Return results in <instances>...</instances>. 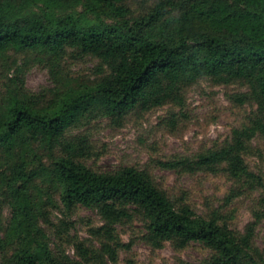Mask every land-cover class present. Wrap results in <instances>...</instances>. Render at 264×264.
Wrapping results in <instances>:
<instances>
[{"label": "trees", "instance_id": "16d2710c", "mask_svg": "<svg viewBox=\"0 0 264 264\" xmlns=\"http://www.w3.org/2000/svg\"><path fill=\"white\" fill-rule=\"evenodd\" d=\"M84 58L94 62L89 73L72 72ZM31 64L49 77L37 90L25 83ZM0 76V191L9 207L0 264H110L125 246L116 225L136 218L152 248L196 242L208 251L200 264H264L255 240L264 220V0H0ZM200 80L230 89L241 111L225 138L143 166L89 165L84 126L165 104L182 110ZM154 167L230 184L197 212L156 180ZM240 197L251 213L242 229L227 208ZM59 203L103 221L92 239L74 240L76 256L49 245L44 224L58 234L66 224L50 219Z\"/></svg>", "mask_w": 264, "mask_h": 264}, {"label": "rangeland", "instance_id": "374dc122", "mask_svg": "<svg viewBox=\"0 0 264 264\" xmlns=\"http://www.w3.org/2000/svg\"><path fill=\"white\" fill-rule=\"evenodd\" d=\"M71 71L88 74L94 64L84 58L72 62ZM5 67L2 68L5 72ZM26 86L37 90L49 83L47 70L38 64H31L24 75ZM5 77L0 76V91ZM225 89L208 80H200L187 92L186 105L182 110L168 104L145 111L131 112L122 122L115 123L106 117L92 120L86 126L93 144L92 156L87 160L97 170H111L123 165L143 166L154 157L165 158L175 153H190L200 143H209L225 138L231 126L241 121V111L231 105ZM171 113H175L171 121ZM251 166L255 161L249 159ZM156 180L173 196L182 195L197 212L205 208L210 200L217 204V198L229 186L222 176L209 174L176 173L168 169L153 168ZM208 200H205V198ZM250 201L240 197L227 206L232 226L242 229L251 219ZM54 207V206H53ZM9 218V207L5 195L0 191V224ZM50 219L58 224L65 219L60 233L58 229L44 224L50 240V247L61 246L71 256H76L73 242L77 239H92L90 230L103 223L93 209L78 205L66 209L60 203L50 209ZM119 237L125 243L118 249L115 262L110 264H200L208 251L200 244L191 242L181 250H175L169 242L159 248H152L140 238L143 226L137 218L116 225ZM256 242L264 246V220L256 229Z\"/></svg>", "mask_w": 264, "mask_h": 264}]
</instances>
